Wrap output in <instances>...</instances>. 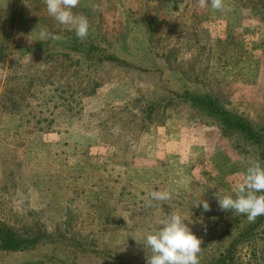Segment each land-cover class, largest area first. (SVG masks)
I'll list each match as a JSON object with an SVG mask.
<instances>
[{
	"label": "rangeland",
	"instance_id": "374dc122",
	"mask_svg": "<svg viewBox=\"0 0 264 264\" xmlns=\"http://www.w3.org/2000/svg\"><path fill=\"white\" fill-rule=\"evenodd\" d=\"M224 4L79 0L80 39L44 0H0V226L39 238L0 264H146L172 212L202 240L199 264H264V215L217 198L264 149L194 102L264 128V0Z\"/></svg>",
	"mask_w": 264,
	"mask_h": 264
},
{
	"label": "clouds",
	"instance_id": "9594fccd",
	"mask_svg": "<svg viewBox=\"0 0 264 264\" xmlns=\"http://www.w3.org/2000/svg\"><path fill=\"white\" fill-rule=\"evenodd\" d=\"M49 15L62 25H72L77 38L83 39L89 33V21L86 16L74 14L79 0H44ZM200 8L210 5L214 11H228L224 0H197ZM41 40L60 37L50 33L46 28L40 32ZM243 180L234 187L233 195L218 198L221 211L233 210L237 214H246L249 221L264 215V167L261 162L251 160ZM151 203L155 201H169L171 195L167 191H153L150 193ZM203 211H211L207 201L201 200ZM146 244L151 249V255L146 257V264H199L198 255L201 252L202 240L198 238L185 223L179 212H172L165 220L160 221V227L146 235Z\"/></svg>",
	"mask_w": 264,
	"mask_h": 264
},
{
	"label": "trees",
	"instance_id": "16d2710c",
	"mask_svg": "<svg viewBox=\"0 0 264 264\" xmlns=\"http://www.w3.org/2000/svg\"><path fill=\"white\" fill-rule=\"evenodd\" d=\"M194 102L206 114L219 117L223 131L233 130L242 135L248 142L264 149V128L254 127L243 116L231 114L230 111L219 107L215 100L209 97L196 98ZM38 240V237L34 240H27L11 228L0 226V249L2 250H22L30 244L34 245Z\"/></svg>",
	"mask_w": 264,
	"mask_h": 264
}]
</instances>
